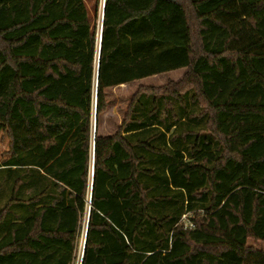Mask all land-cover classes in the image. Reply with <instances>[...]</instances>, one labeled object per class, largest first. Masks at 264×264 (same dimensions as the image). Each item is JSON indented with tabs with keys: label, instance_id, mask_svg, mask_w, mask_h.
Returning a JSON list of instances; mask_svg holds the SVG:
<instances>
[{
	"label": "trees",
	"instance_id": "16d2710c",
	"mask_svg": "<svg viewBox=\"0 0 264 264\" xmlns=\"http://www.w3.org/2000/svg\"><path fill=\"white\" fill-rule=\"evenodd\" d=\"M94 20L0 0V120L35 134L0 163V264H264V0H105L101 40ZM177 70L102 132L109 90Z\"/></svg>",
	"mask_w": 264,
	"mask_h": 264
},
{
	"label": "rangeland",
	"instance_id": "374dc122",
	"mask_svg": "<svg viewBox=\"0 0 264 264\" xmlns=\"http://www.w3.org/2000/svg\"><path fill=\"white\" fill-rule=\"evenodd\" d=\"M88 12L92 19H95L97 34L100 35L101 30V17H102V6L99 3L96 5V0H85ZM101 10V12H100ZM96 16V18H94ZM100 39V38H99ZM184 74V70L172 71L166 74L157 75L154 77L146 78L140 80L136 83H132L129 85H123L120 87L113 88L108 91V101L109 107L108 111L102 119L101 130L103 133L112 134L115 131L116 126L121 122L124 112L128 106V103L132 96L135 94L137 89L141 86H161L166 84L168 81H178L182 75ZM96 103V85L95 91L93 95V108H95ZM95 111V109L93 110ZM94 118V115H93ZM93 121V125H94ZM31 134L35 136L33 129H27L23 126L13 124L11 125L9 122H5L0 120V162H2L5 158L8 157V152L11 150L13 143V139L16 136L25 138L24 136ZM15 136V137H14ZM15 148L19 149L17 143H15ZM248 243L262 249L264 251V243H255L252 240H248ZM82 254V246L79 247V251L77 254V259L75 264H80Z\"/></svg>",
	"mask_w": 264,
	"mask_h": 264
},
{
	"label": "built area",
	"instance_id": "2783aa9c",
	"mask_svg": "<svg viewBox=\"0 0 264 264\" xmlns=\"http://www.w3.org/2000/svg\"><path fill=\"white\" fill-rule=\"evenodd\" d=\"M104 1L105 0H101V6L102 7H104ZM101 28H102V26H101ZM100 34H101V30H100ZM99 38H100V35H99ZM181 222L183 223V225H184L185 228H193V224L189 221V219L187 218L186 215L183 216ZM81 259H82V254H81ZM80 264H81V261H80Z\"/></svg>",
	"mask_w": 264,
	"mask_h": 264
},
{
	"label": "water",
	"instance_id": "95a60500",
	"mask_svg": "<svg viewBox=\"0 0 264 264\" xmlns=\"http://www.w3.org/2000/svg\"><path fill=\"white\" fill-rule=\"evenodd\" d=\"M100 40H101V34H100ZM100 49V48H99Z\"/></svg>",
	"mask_w": 264,
	"mask_h": 264
},
{
	"label": "crops",
	"instance_id": "0c3cea01",
	"mask_svg": "<svg viewBox=\"0 0 264 264\" xmlns=\"http://www.w3.org/2000/svg\"><path fill=\"white\" fill-rule=\"evenodd\" d=\"M123 86V85H122ZM1 163V162H0Z\"/></svg>",
	"mask_w": 264,
	"mask_h": 264
}]
</instances>
